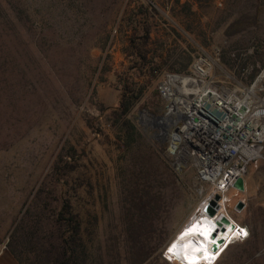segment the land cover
Listing matches in <instances>:
<instances>
[{"label": "rangeland", "instance_id": "1", "mask_svg": "<svg viewBox=\"0 0 264 264\" xmlns=\"http://www.w3.org/2000/svg\"><path fill=\"white\" fill-rule=\"evenodd\" d=\"M215 49L216 84L251 87L264 73V0H0V245L22 264H55L68 202L87 264H178L164 251L213 190L193 167L172 168L150 120L164 110L162 77ZM126 84L144 88L136 142L113 114ZM245 184L223 209L249 236L216 264H264V155Z\"/></svg>", "mask_w": 264, "mask_h": 264}, {"label": "built area", "instance_id": "2", "mask_svg": "<svg viewBox=\"0 0 264 264\" xmlns=\"http://www.w3.org/2000/svg\"><path fill=\"white\" fill-rule=\"evenodd\" d=\"M212 2L221 8L226 0ZM219 55L201 50L186 72L166 73L157 88L164 110L150 122L166 141L172 168L181 173L193 167L196 180L213 190L208 203L220 195L222 208L224 194L239 191L237 180L263 158L264 99L250 92L263 74L251 87L218 86L213 78Z\"/></svg>", "mask_w": 264, "mask_h": 264}, {"label": "trees", "instance_id": "3", "mask_svg": "<svg viewBox=\"0 0 264 264\" xmlns=\"http://www.w3.org/2000/svg\"><path fill=\"white\" fill-rule=\"evenodd\" d=\"M148 38L149 32L147 30L145 39ZM142 59L145 60L146 57L144 56ZM143 91L144 88L136 90L126 84L124 86L120 105L117 110L113 111L118 132L122 134L123 137L127 138L129 142H136L137 136H139V131L134 122L131 120L130 114L139 102ZM57 222L61 227L59 236L61 239L59 249H61V251L55 264H87L89 252L84 238L85 231L83 230L81 221H79L77 215L72 211L70 203L67 202L63 205L62 210L58 214ZM20 230H22V227L18 226L15 231L18 232ZM15 238L16 236L13 234L11 237V241H13V243L16 242ZM237 242L238 240L233 242L232 245ZM133 251H137L138 253V249L127 245V253L133 254ZM11 252L13 255H16L13 250H11ZM16 259L20 264H22L19 258ZM129 259H134V256H131ZM148 259L149 258L140 259L137 264H145Z\"/></svg>", "mask_w": 264, "mask_h": 264}, {"label": "bare ground", "instance_id": "4", "mask_svg": "<svg viewBox=\"0 0 264 264\" xmlns=\"http://www.w3.org/2000/svg\"><path fill=\"white\" fill-rule=\"evenodd\" d=\"M262 76L264 77V75ZM257 84L258 81L251 87V93L256 92ZM225 196L226 194L223 196L222 208L216 218L210 217L204 213L203 207L207 205L208 202L202 204L197 209L188 223L183 226L175 236L170 246L166 248V252L164 251L166 259L178 264H216L219 260L220 254L226 247L232 244L235 240L242 241L240 239L241 237L247 238L248 231L241 226H237L225 209H223V204L226 203ZM222 216L227 217L233 225L227 227L225 233L222 232V229L217 228L218 226L216 224V221ZM205 225H208L209 229H211L207 238L198 233H189L188 235H185V233L193 228V226H198L200 229H203ZM241 230L247 232V235H242ZM217 232H219L218 237L215 243H212V235ZM174 245L175 249H173ZM205 248L206 251H204ZM170 249L173 250L170 251Z\"/></svg>", "mask_w": 264, "mask_h": 264}, {"label": "water", "instance_id": "5", "mask_svg": "<svg viewBox=\"0 0 264 264\" xmlns=\"http://www.w3.org/2000/svg\"><path fill=\"white\" fill-rule=\"evenodd\" d=\"M235 188L241 192H244L246 189L245 179L239 178L235 184ZM220 200H221L220 195H215L214 198L207 205H205L203 207L204 213L210 217L216 218L219 215V211L221 208V206L219 204ZM243 205L244 204L242 202H239L236 206V209L238 211H241L244 207ZM216 224L218 226L217 228L222 229V232H224L227 227L233 226L231 224V221L225 216H222L219 220H217ZM218 233L219 232L212 235V241L213 240L216 241V239L218 237Z\"/></svg>", "mask_w": 264, "mask_h": 264}, {"label": "crops", "instance_id": "6", "mask_svg": "<svg viewBox=\"0 0 264 264\" xmlns=\"http://www.w3.org/2000/svg\"><path fill=\"white\" fill-rule=\"evenodd\" d=\"M0 264H20L6 246L0 245Z\"/></svg>", "mask_w": 264, "mask_h": 264}, {"label": "snow or ice", "instance_id": "7", "mask_svg": "<svg viewBox=\"0 0 264 264\" xmlns=\"http://www.w3.org/2000/svg\"><path fill=\"white\" fill-rule=\"evenodd\" d=\"M210 231L211 229H209L208 225H205L203 229H200L198 226H193V228L189 229L188 232L185 233V235H188L189 233H198L199 235L207 238ZM241 233L244 236L247 235V232H244L243 230H241ZM212 242L215 243V240H213ZM173 249H175V245L173 246ZM173 249H170V251H172ZM204 251H206V248L204 249Z\"/></svg>", "mask_w": 264, "mask_h": 264}]
</instances>
